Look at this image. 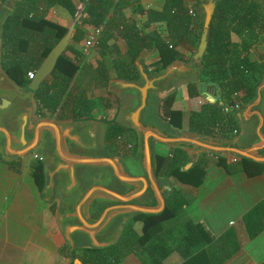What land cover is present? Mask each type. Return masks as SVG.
<instances>
[{
	"label": "trees",
	"instance_id": "16d2710c",
	"mask_svg": "<svg viewBox=\"0 0 264 264\" xmlns=\"http://www.w3.org/2000/svg\"><path fill=\"white\" fill-rule=\"evenodd\" d=\"M195 1L200 9L191 7L184 0H165L160 10L137 7V13L145 16L140 27L117 12L116 16L108 18L111 0H18L3 25L2 68L18 85L26 86L29 82L27 72H35L70 26L48 18L45 12L51 6L59 5L69 13L71 23L80 16L70 44L58 57L52 72L34 92L35 114L57 119L94 118L89 92L106 88L110 78L137 80L139 75L135 58L143 49H152L155 54L154 60L149 62L151 67L147 69L150 73L159 72L182 57L180 55L184 52H191V57L201 33V29H194V25L200 22L202 28L204 19L200 0ZM2 2L4 0H0V4ZM190 8L193 14L189 13ZM96 27H101L97 45L100 57L90 61L84 58L78 44L85 36L86 29ZM115 31L125 42L126 49L124 59L118 57L111 63L112 59L107 60L106 57L107 53H111L107 51V43L115 37ZM263 32L264 0H215L199 79L203 83L211 81L219 86L223 104L206 102L198 111H190L187 131L227 139L234 130H238L236 112L253 98L260 82V69H257L264 63L251 61L249 54L252 44L258 41ZM187 86L189 95L198 94L196 82ZM98 100L103 106L104 97L98 96ZM174 101L173 90L161 99L159 112L170 125L182 127L183 111L174 108ZM106 123V148L111 149L118 142L116 129L121 127L115 118L107 119ZM171 149L169 155H156L157 175L171 177L176 184L198 186L205 172L204 160L199 158L189 169L183 170L188 155L181 148ZM229 160L231 162H225L228 170L262 166L247 159ZM33 178L40 185L43 184L41 162L34 165ZM178 192L177 188H173L162 212L133 216L124 225L114 244L100 249H80L75 255L84 264L117 263L128 252L143 244L152 231L175 218L171 201ZM138 220L142 221L140 231L134 227V222Z\"/></svg>",
	"mask_w": 264,
	"mask_h": 264
},
{
	"label": "crops",
	"instance_id": "0c3cea01",
	"mask_svg": "<svg viewBox=\"0 0 264 264\" xmlns=\"http://www.w3.org/2000/svg\"><path fill=\"white\" fill-rule=\"evenodd\" d=\"M14 1L11 2L14 5L12 4L13 7L8 15L12 13L18 0L15 3ZM191 1L184 0L190 5L194 4ZM163 3L164 0H112L110 6L114 12L109 15L113 17L117 12L125 19L139 20L135 22L143 23L145 16L136 12L137 7H143L145 10L146 8L160 10ZM2 6L3 2L0 4L1 15L3 11L8 10ZM45 16L65 26L70 25L72 21L69 13L59 5L51 6L45 12ZM92 29H86L85 36L78 46L83 47L85 37ZM112 40L113 38L108 40V46L111 45ZM258 51H264V47L259 48ZM99 54L95 45L84 58L95 61L100 57ZM110 54L112 53H107V60L111 58H109ZM180 56L182 57L178 60L188 61L186 52ZM154 57L152 49L144 57L143 61L147 69ZM249 59L257 61L252 51ZM195 82L198 94L189 95L187 85ZM201 84L203 83L199 79L197 81L180 79L176 82L172 78L166 81L165 89L175 91L174 108L183 111L182 127L169 126L171 129L187 131L189 112L198 111L206 102L223 104L221 92L208 95L209 92L201 90ZM105 90L107 96H115L119 103L116 114L110 118H115L126 133L124 136H117L118 142L108 149L105 142L106 125L100 133L103 148L108 154L122 158L133 173L141 174L137 163V132L121 122L125 112L134 105V93L108 91L107 86ZM167 92L151 94L149 105L144 112L145 120L168 126V121L163 119L159 112L160 101ZM98 96L100 95L90 93V108L94 118L81 120H98L94 115L99 105ZM123 97H126L125 101ZM105 105L101 106L106 109L108 106ZM241 109L236 112L238 130H234L227 139L244 144L254 134L255 119L244 120L240 117ZM260 109L264 113V90ZM32 114L35 118L40 117L35 114L34 104ZM171 148L174 147L154 142L155 155H169ZM37 151L45 156L44 161L33 158L32 154L35 152L10 161L0 157V264H70L72 262L56 216L62 208L75 202L77 196L66 199L62 195L61 188L56 187L51 201L42 198L47 178L46 169L52 164V156L49 148L45 146H40ZM185 152L188 155L189 151L185 150ZM218 157L220 156L208 152L196 153L194 161L201 158L205 164L204 176L196 187L176 184L170 177L172 187L179 190L176 198L171 201L175 218L152 231L143 244L128 252L115 264H264V203L262 202L264 163H259L262 166L254 169L247 167L248 170L244 168L228 170L225 162H231L229 159L233 158L223 157L228 160L222 161ZM37 162L42 164L44 178L42 185L33 178L34 165ZM106 177L105 172L93 171L85 177L84 182L86 186L105 184ZM141 226V220L134 222L137 231H140ZM121 231L119 228L118 238ZM85 248L89 247L83 242L79 243L73 252L74 256L79 258L75 252L78 255V250Z\"/></svg>",
	"mask_w": 264,
	"mask_h": 264
},
{
	"label": "water",
	"instance_id": "95a60500",
	"mask_svg": "<svg viewBox=\"0 0 264 264\" xmlns=\"http://www.w3.org/2000/svg\"><path fill=\"white\" fill-rule=\"evenodd\" d=\"M13 1L4 0L2 8L6 7L8 10L0 14V157L10 161L31 152L37 153L40 146L49 148L52 164L46 169L47 178L42 198L51 201L56 187L61 188L66 199L77 196L75 202L62 208L56 216L73 264H84L73 254L79 243L83 242L94 249L105 248L117 241L119 228L122 230L131 217L158 214L165 209L173 185L170 177L160 179L157 175L155 141L189 151L188 160L182 169H188L196 162L194 159L197 152L264 163V113L260 109L264 90V67L255 95L240 110V117L244 120L255 119L254 134L247 143L241 144L230 139L189 131H175L170 128V124L165 126L144 119L151 94L170 90L165 89L166 81L172 78L176 82L180 79H199L215 0H200L204 19L197 49L189 61L176 59L162 71L150 73L143 61L149 50L143 49L135 58L139 75L137 80H108V91L134 93V105L125 112L121 122L137 132V163L141 174L133 173L122 158L110 155L104 150L100 134L103 126L97 120L33 116L34 92L52 72L58 57L70 44L74 26L80 16L51 48L28 84L20 86L1 64L3 25L14 5L11 3ZM261 47H264V32L251 46L258 62H264V51H258ZM171 91L173 90L166 94ZM125 99L123 97L124 101ZM37 154L41 157L40 160H45V156ZM93 171L105 172L106 183L86 186L84 179Z\"/></svg>",
	"mask_w": 264,
	"mask_h": 264
},
{
	"label": "rangeland",
	"instance_id": "374dc122",
	"mask_svg": "<svg viewBox=\"0 0 264 264\" xmlns=\"http://www.w3.org/2000/svg\"><path fill=\"white\" fill-rule=\"evenodd\" d=\"M112 1V0H111ZM165 1V0H164ZM192 3H194V4H191V7H199V5L197 4V2L195 1V0H192L191 1ZM139 7V6H138ZM141 8H143V7H141ZM144 9V8H143ZM148 9H150V8H146V10H148ZM199 9H200V7H199ZM114 11H113V9H111V6H110V8H109V12H108V14H112ZM137 12V11H136ZM202 15V14H201ZM109 16V18L110 17H112L111 15H108ZM116 16V15H115ZM137 19H138V16H137ZM135 21H139V20H135ZM141 22H138L137 23V25H139L140 27L142 26V24L143 23H141ZM195 28H196V30H199V29H201V23L200 22H198V23H196L195 25ZM114 34H115V37L113 38V40H112V43H111V45H109L108 46V48H107V51H110L112 54H110L109 55V58L111 57L112 58V62L111 63H113L114 62V59H116V58H122V59H124V55H122L123 54V52H124V50L126 49V44H124V42L122 41V39H121V37H119L117 34V31H115L114 32ZM233 39H235V37L233 36L232 37ZM197 45H198V43H197ZM197 45H195L193 48H194V51L193 52H195L196 51V49H197ZM93 47V46H92ZM78 48H80V50L82 51V53H83V55H84V57L88 54V52H89V50H90V48L88 49V52L87 53H84V51H83V48L84 47H80V46H78ZM189 52V51H188ZM190 53L191 52H189V53H186V55H187V57H188V61L190 60ZM87 58V57H86ZM111 58L109 59V60H111ZM261 63H264V62H261ZM148 66H150L151 67V65H150V63L148 64ZM263 67H264V65L263 66H260V67H258V69L257 70H259V73H258V75H259V77H260V80L262 79V77H263ZM198 78H200V76L198 77ZM201 79H202V77H201ZM198 79H196L195 81H197ZM200 80V79H199ZM200 81H202V80H200ZM93 94V95H96V94H99L100 96H103L104 97V105L105 106H108L106 109L104 108V107H102L100 104V106L98 105V108L94 111V115L98 118V124L101 126H103V129H104V127H105V124H106V119H109L110 117H112L113 115H115L116 114V107H117V105L119 104L118 102H117V100L115 99V96H111V95H109V96H107V94H106V90H105V88H96V89H94V90H92L91 92H89V94ZM106 111H108V112H106ZM106 113L108 114V115H106ZM97 114V115H96ZM102 117V118H101ZM107 125V124H106ZM125 133H126V130H123L122 128H118V129H116V138H117V136L119 137V136H124L125 135ZM232 138V137H231ZM122 152H124V151H122ZM131 220V219H130Z\"/></svg>",
	"mask_w": 264,
	"mask_h": 264
},
{
	"label": "built area",
	"instance_id": "2783aa9c",
	"mask_svg": "<svg viewBox=\"0 0 264 264\" xmlns=\"http://www.w3.org/2000/svg\"><path fill=\"white\" fill-rule=\"evenodd\" d=\"M189 13L193 14L194 11L190 9ZM100 33H101V27L93 28L88 32V34L85 37L84 45H83L84 53H87L90 47L98 45ZM33 76H34V71L30 70L27 72V78L29 80L33 78ZM32 156L35 159H39V160L41 159V157L37 153H33ZM262 202L264 203V197L262 198Z\"/></svg>",
	"mask_w": 264,
	"mask_h": 264
},
{
	"label": "flooded vegetation",
	"instance_id": "af4514ba",
	"mask_svg": "<svg viewBox=\"0 0 264 264\" xmlns=\"http://www.w3.org/2000/svg\"><path fill=\"white\" fill-rule=\"evenodd\" d=\"M213 83L214 82H211V81H205L203 84H201V90H205L206 92H209L208 95L219 94L221 92L219 86H217Z\"/></svg>",
	"mask_w": 264,
	"mask_h": 264
}]
</instances>
